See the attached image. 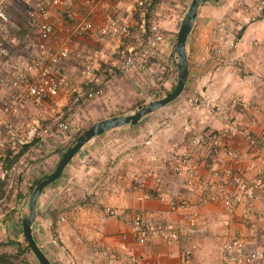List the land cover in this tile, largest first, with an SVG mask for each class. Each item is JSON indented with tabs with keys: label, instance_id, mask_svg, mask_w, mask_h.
Masks as SVG:
<instances>
[{
	"label": "crops",
	"instance_id": "obj_1",
	"mask_svg": "<svg viewBox=\"0 0 264 264\" xmlns=\"http://www.w3.org/2000/svg\"><path fill=\"white\" fill-rule=\"evenodd\" d=\"M41 1L46 0H9L8 10L13 15L12 18L17 15L24 23L22 27L13 18L10 25V34L17 37V43L12 48L10 66L15 72H10V75L22 76L20 70L24 71L26 62L39 53L38 23L30 17V12ZM70 1L60 0L52 4L46 19L58 24L60 28L76 27L87 19L94 22V29L90 33L70 37L59 28V38L52 40L56 44L67 41L72 46V56L66 60L68 62L56 66L55 70L70 82H76L80 79V63L89 60L94 49L106 50L109 45V41L99 34L98 27L109 17L122 12L127 0H115L111 3L107 0L95 1L94 4H88V0ZM225 1L228 4L223 3L217 11L220 17H207L216 0L205 1L200 7L187 45L189 79L181 94L185 93L187 101L185 106H180L182 108L178 113L173 111L169 115L170 127L150 130L148 140L145 138L149 129L146 133L143 132L148 126L140 131L142 140L139 139L141 135H138V129L119 130L123 136L129 134L132 138L121 144L118 154L110 156L107 153L99 157L98 151H92V155L83 156L81 150L75 156L77 163L72 169L73 179H70L67 187L80 192L72 208V219L74 224L79 225V249L83 252L78 255L81 264H223V246L232 235L245 238L250 248L264 250V194L259 200L251 202L238 190L237 181L223 174V170L230 164L226 148H215L206 142L196 148L190 141L182 140L184 136L189 139L194 134L201 136L227 126L249 125V131L242 132L232 148L240 155L247 181L264 191V138L261 136L264 126V47L259 42L264 34V9L258 10L260 0H223ZM247 8H250L248 12ZM221 9H226V13L230 11V17L235 20V25L230 27L228 34ZM254 14L260 16L251 21ZM31 19L36 26L30 28L27 21ZM209 23L218 25V31L207 27ZM242 23L245 28L240 33L237 27ZM231 41L236 49L231 61L229 60L233 66L228 65L226 50L221 52L226 56L217 52L205 56L201 52L204 50L201 47L205 45L212 48L222 45L227 49ZM174 43V33L171 32L161 44L163 56L170 58L172 70L168 74L173 78L176 72L173 69L176 63L172 48ZM159 60L161 59L155 60L153 65ZM74 65L78 67L75 69ZM4 90H0V95L7 94ZM63 95L67 105L79 103L75 100L72 85L67 87ZM196 96L201 100L198 103L193 101ZM204 99L212 102H204ZM217 103L221 106L219 111L214 109ZM254 104L257 109L253 107ZM252 120L256 123L253 124ZM140 123L142 122L138 124ZM93 141L92 139L87 145ZM57 147L45 161L59 158L58 152L62 146ZM189 150L193 151V157L184 161L182 166L196 168L201 176L209 180L208 189L191 191L185 176L175 172L167 159L173 154L183 155ZM127 156H132L134 160L129 158L128 162L126 159L122 170L119 168L120 161ZM220 168V173H217ZM65 172L66 170L63 173ZM151 173L154 174L152 177ZM156 176L163 182V191H157L159 184ZM218 190H226L230 194L228 204L212 201L211 194ZM181 198L198 204L203 215V222L198 227L184 226L180 241L171 244L158 236L139 243L131 235L128 250H120L119 237L122 233L131 231L132 218L136 212L143 213L153 221L175 220L177 216L171 212L170 205ZM111 208L117 211L116 215H110L108 211ZM80 213L84 216L79 217ZM34 225L35 223L33 228ZM87 239L90 240V245L86 252L88 243H84V240ZM188 252L192 253L190 258H187ZM260 264H264V258Z\"/></svg>",
	"mask_w": 264,
	"mask_h": 264
},
{
	"label": "built area",
	"instance_id": "obj_2",
	"mask_svg": "<svg viewBox=\"0 0 264 264\" xmlns=\"http://www.w3.org/2000/svg\"><path fill=\"white\" fill-rule=\"evenodd\" d=\"M95 1L104 0H88V4H94ZM107 1L111 3L113 0ZM56 2L60 0L38 2L36 8L30 12V17L39 24L37 44L39 53L26 62L24 71L21 69L19 72L23 74L19 76L10 75V72H15L10 66L13 58L12 48L17 43V37L10 34L12 16L8 11L9 0H0V90L7 91V94L0 95V179L10 182L11 185L16 175L20 173L19 170L24 168L26 173L46 162L45 159H48L51 151L59 144L60 132L69 133L72 130L67 100L63 95L69 85H72V92L76 95L75 100L80 102L101 96L105 92L106 81L110 75L135 70L148 74L154 61L162 58L161 44L168 37L159 23L148 20L152 0H127L122 12L109 17L98 27L99 34L109 41L106 50L94 49L90 59L81 62L78 67L80 79L70 82L60 76L55 67L70 59L72 46L67 41L60 44L52 43V40L59 38L57 30L60 26L46 19L50 6ZM263 4L264 0H261L259 11L263 10ZM246 10L248 12L250 8ZM256 17L257 14H254L252 21ZM244 28L245 24L242 23L239 30ZM93 29L94 22L90 19L76 27L60 28L70 37L90 33ZM259 42L264 47V34ZM196 101L200 102L199 98ZM205 101L212 102L204 99ZM30 104L46 107L51 127H48L38 114L28 112ZM253 107L257 109L256 104ZM214 109L219 111L221 106L217 103ZM252 123L255 124V120H252ZM246 131H249V125L227 126L208 131L201 136L194 134L190 136L189 141L195 147L206 142L216 148H226L230 164L223 170V174L235 179L241 194L253 202L259 200L264 191L258 190L256 184L247 181L240 155L232 148L236 138ZM261 134L264 138V126ZM183 141L186 139L183 138ZM191 157L192 150L183 155L178 153L174 155L172 162L175 171L180 175L185 174L186 184L191 191L208 189L209 180L201 176L196 168L183 169L182 164ZM220 171L221 168L217 173ZM157 191H163V188L159 185ZM211 199L214 202L228 204L230 194L226 190H218L211 194ZM170 208L177 219L165 222L153 221L143 213L136 212L132 218L131 231L122 233L121 238L119 237L120 250H128L131 235L139 243L155 236L170 244L178 242L184 226L195 228L203 222L198 204L188 199L173 201ZM109 212L115 213L112 209ZM223 247V264H260L264 258V250L250 248L246 239L241 236H230ZM193 248H196V245H193ZM191 254L188 252L187 258H190Z\"/></svg>",
	"mask_w": 264,
	"mask_h": 264
},
{
	"label": "rangeland",
	"instance_id": "obj_3",
	"mask_svg": "<svg viewBox=\"0 0 264 264\" xmlns=\"http://www.w3.org/2000/svg\"><path fill=\"white\" fill-rule=\"evenodd\" d=\"M185 1L187 0H163L160 4L154 7L153 12L151 13L152 22L159 23L164 29L167 36H169L171 32L174 33V37L176 38V40L180 29V25L177 24H179V22L182 21L185 15V13L182 15V9L184 7L183 4H187V2L185 3ZM234 2L236 3V1ZM223 3L224 5L228 4L226 3V1L223 2V0H216L214 6L211 7L212 9H210L211 12H209V10L206 9V12H209V15L207 17H212V16L215 17V15L219 13L217 11L219 10L220 7H222ZM226 12H227L226 9L222 10L221 17L223 16L225 18L224 26L225 29L228 28L227 29V34H228L230 27L232 28L235 25V20L233 19V17H230L229 15L230 11L228 13ZM218 16L220 17V14L217 15V17ZM227 16L229 18H227ZM207 27H210L213 30L218 31L217 28L219 26L209 23ZM235 36L236 35H234V37ZM214 38L217 39L216 37ZM172 48L173 50L175 49L174 45ZM202 48H204V50L203 51L201 50V52L204 53L205 56L207 55L211 56L212 55L211 53L214 52H217L222 56L227 55L226 57L228 58V60L226 57L225 58L228 61V65L231 64L230 62L231 56H233L236 50L233 41L229 43L227 49H224L222 45H218L216 47L214 46V48L209 47V45H205L202 46L201 49ZM224 50H226V55L221 53ZM206 59L208 60L209 57H207ZM169 61H170L169 56L166 57L163 56L161 60L157 61V63L150 68V72L148 74L147 73L143 74L142 72L135 70L121 74L120 73L114 74L112 78H110L109 76L106 81L105 92L101 96L91 100H82L81 102L74 104V106L73 104L68 105L67 110H68V115L70 116L72 130L69 133L60 132V136H59L60 141L58 147L61 145L62 149L59 150L58 152L59 157L61 156L62 152L67 149L69 144L73 142L75 136L78 135L80 132H82L84 129L89 128V126L105 118H111L117 115L133 113L137 111L139 108H141L139 104H142L144 102L142 105L143 107L147 103H150L155 99L165 96L166 91H171L176 84L177 71L174 73V78L169 77V74H167V77H164L165 72L167 70L168 71L171 70V62L169 63ZM77 67H78L77 65H74L75 69ZM198 98L199 101H201L200 97L197 96L196 98H193V101L195 103H198L196 101V99ZM186 101L187 98L184 93L175 101L170 103L171 105L169 104L166 107L160 108L154 111L153 113L147 115L143 119H141V121L139 122L142 123L138 124L139 123L138 122L137 124L134 125H127V126L115 128L112 129L110 133H107L104 136L98 138L96 137L95 139H93L94 141L90 145H87L88 144L87 143L86 144L87 146L81 149L83 150L82 154L84 153L83 156L92 155L93 154L92 151H98L99 157L107 155V153L111 154L110 156H114L116 153L118 154L121 144L124 142L125 143L129 142L132 138V136H129V134H124L123 136L122 133H119V130L138 129L139 130L138 135H141V137L139 136L138 137L140 140H142L143 136L140 131H143L144 128L148 126V128L147 129L145 128L146 130L143 131L146 133V131L149 129L148 134L146 135L145 138L146 140H148V138L151 136L150 130L156 128L159 129L162 127H170L169 124L170 122L168 120L170 118L169 115L173 111L175 113H178V110L180 111L182 108V107L180 108V106H185ZM69 106L73 107V109L69 108ZM28 112L32 114H38L43 120H45V123H47L48 127L52 126L50 125L51 120L49 118V113L46 107H42V106L37 107L30 104ZM179 114L181 115L182 113L179 112ZM183 138L186 139L185 142L189 141L188 136L182 137V140ZM60 151L62 152L60 153ZM78 154L76 156H78ZM174 155L176 154H173L171 157L167 158L172 166L174 164L172 162ZM129 158L132 159L133 157L130 156ZM129 158L128 156L123 158L120 161L119 168H122L123 170L124 169L123 164L126 163V159L129 162ZM58 160L59 158L52 159L51 161L50 160L46 161L44 162V164H39L36 169L33 168L31 169L32 171L29 170L26 173H24L25 171L23 168V170H19L20 173L16 175L12 185L9 182L6 184L4 183V185L0 187V243H3V245L0 246V251L3 249L11 250L15 248L14 244H8V242L14 240L15 235L17 233V229L20 227L21 219L24 212L26 213L29 211L28 203L32 190L28 191L27 199L26 201H24L23 205L20 206L19 208L16 207V209L9 207L10 206L9 197L11 195L16 194L18 190L26 191L28 189V186L30 185V182L36 176H40L42 172H45L47 170L50 171L54 170L57 166ZM71 162H70L71 165L67 166V168L65 169L66 172L63 173V175L51 187L47 189L46 193L43 196H42L43 194L42 192L39 201L37 203L38 214L34 222L35 223L33 228L34 235L40 246L43 248V250L46 252V254L49 256V258L52 260L54 264H79V263L81 264L78 255L83 254V252L80 251L79 249L80 248L79 244L81 243V241L80 242L78 241V236L80 235L78 233L80 232L77 230V226L79 225L74 224L73 223L74 220L72 219L73 217L72 208L74 207V202L78 198L80 192L75 191L73 187L71 188L67 187V184L68 182H70V179H73L72 169L73 166L76 167L77 161L74 159V161L72 160ZM74 163L75 165H73ZM186 168L187 167H183L184 170ZM173 170L175 171L174 167ZM26 174L27 176L25 177ZM76 175L78 177V174ZM153 175L154 174L151 173L150 177H152ZM156 177L158 184L163 188L164 186L162 185L163 184L162 180L159 181L158 180L159 177L158 176ZM119 178L121 179L122 176H119ZM159 185L157 188H159ZM112 210L115 213H111L108 211L110 215H116L117 211L115 209ZM81 215L84 216V214L80 213L79 217H81ZM110 215L107 214V216ZM10 217L13 219V221H9V219H11ZM89 242H90L89 239H87L86 241L84 240V243H88L86 247V252L89 251L88 249L90 245ZM27 257L30 260L28 262L29 264H37L34 261L33 256L31 254H28Z\"/></svg>",
	"mask_w": 264,
	"mask_h": 264
},
{
	"label": "water",
	"instance_id": "obj_4",
	"mask_svg": "<svg viewBox=\"0 0 264 264\" xmlns=\"http://www.w3.org/2000/svg\"><path fill=\"white\" fill-rule=\"evenodd\" d=\"M206 0H192L187 12L185 13L178 33L175 44V59L177 64V86L168 95L155 99L147 103L137 111L129 114L117 115L111 118L103 119L91 125L62 156L54 171L46 176L39 178L33 184L28 207L29 211L24 212L22 216V228L27 241V247L32 249L41 264H54L43 248L38 243L34 231L33 224L37 217V203L43 190L49 184L58 180L63 174L66 167L73 158L81 151V149L95 137L104 134L112 129L127 125L137 124L141 119L154 111L163 108L175 101L185 90L189 79L190 60L188 55V40L198 18L200 7Z\"/></svg>",
	"mask_w": 264,
	"mask_h": 264
},
{
	"label": "trees",
	"instance_id": "obj_5",
	"mask_svg": "<svg viewBox=\"0 0 264 264\" xmlns=\"http://www.w3.org/2000/svg\"><path fill=\"white\" fill-rule=\"evenodd\" d=\"M163 0H152V4L151 6L149 7V10H148V20L149 22H152V18H151V13L153 12L154 10V7L158 4H160ZM207 1H210V0H206ZM69 2H71L69 0ZM112 2H115V0H113ZM187 2V4H184L183 6V9H182V15L184 13H186L189 5L191 4L192 0H187L185 1V3ZM260 4H261V0H260ZM263 9H264V4H263ZM9 11V10H8ZM10 13V12H9ZM11 14V13H10ZM258 15V14H257ZM11 16H13L11 14ZM260 15H258L257 17H259ZM256 17V18H257ZM15 21L18 22V24L22 27H24V23L22 22L21 20V17H17V15L15 17H13ZM12 18V19H13ZM253 19H251L252 21ZM28 24L30 25L29 27H33L34 25L36 26L35 22L31 20H28L27 21ZM181 24V21L179 22L178 25ZM37 28L39 29V24L37 25ZM238 30H239V27H238ZM38 31V30H37ZM242 32L244 31L241 30ZM241 33V32H240ZM175 44H176V38H175V43L173 44L174 47H175ZM157 60V59H156ZM173 69L174 71H177V66H176V63H174L173 65ZM172 70V69H171ZM167 74H168V70L165 72L164 74V77H167ZM110 78H112V75H110ZM177 86V78H176V84L175 86L173 87V89L171 91H166L165 92V95H168L170 92H172ZM144 103V102H143ZM142 104H139L140 107H142ZM88 128L84 129L82 132H80L78 135L75 136L73 142H71V144H69V146L67 147V149L65 151L62 152L61 156L59 157V160H58V163L60 161V159L62 158V156L65 154V152L74 144L76 143L77 140H79L81 138V136L84 134V132L87 130ZM57 163V164H58ZM52 171L54 170H47L45 172H42V174L40 176H36L31 182H30V185L28 186V189L25 191V190H18V192L14 195H11L9 197V202H10V206L11 208L13 209H16V207H20L23 205L24 201H26L27 199V193L28 191L32 190L33 191V184L35 181H37V183H39V178L43 177V176H46L48 175L49 173H51ZM57 181V180H56ZM56 181H54L52 184L48 185L44 190H43V194L42 196L46 193L47 189L49 187H51ZM4 183H8V181H3L0 179V187H2L4 185ZM3 196V194H2ZM16 215V214H15ZM56 215V213H55ZM11 218V217H10ZM9 221H13V219H9ZM56 221V220H55ZM15 223V222H14ZM13 224V223H12ZM9 225V224H8ZM8 244H14L15 248L11 249V250H8V249H3L0 251V264H27L30 260L28 259L27 255L28 254H31L33 256V259L34 261L37 263V264H41L40 261L38 260V258L36 257V255L34 254V252L32 251V249L28 248L27 247V241H26V238L24 236V232H23V228H22V219H21V224H20V227L17 229V233L15 235V238L14 240L8 242ZM3 243H0V246H2ZM29 264V263H28Z\"/></svg>",
	"mask_w": 264,
	"mask_h": 264
},
{
	"label": "clouds",
	"instance_id": "obj_6",
	"mask_svg": "<svg viewBox=\"0 0 264 264\" xmlns=\"http://www.w3.org/2000/svg\"><path fill=\"white\" fill-rule=\"evenodd\" d=\"M239 32H240V30H239ZM140 121H141V120H140ZM64 171H65V170H64ZM62 175H63V174H62ZM62 175H61V176H62ZM51 184H52V183H51ZM49 185H50V184H49ZM46 187H47V186H46Z\"/></svg>",
	"mask_w": 264,
	"mask_h": 264
},
{
	"label": "flooded vegetation",
	"instance_id": "obj_7",
	"mask_svg": "<svg viewBox=\"0 0 264 264\" xmlns=\"http://www.w3.org/2000/svg\"><path fill=\"white\" fill-rule=\"evenodd\" d=\"M37 214H38V207H37ZM37 218V217H36Z\"/></svg>",
	"mask_w": 264,
	"mask_h": 264
}]
</instances>
